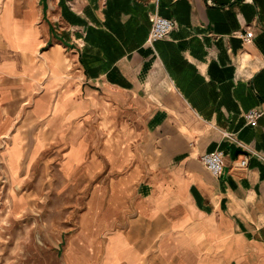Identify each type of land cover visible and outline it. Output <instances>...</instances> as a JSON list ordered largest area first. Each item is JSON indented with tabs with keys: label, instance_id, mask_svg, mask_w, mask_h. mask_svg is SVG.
<instances>
[{
	"label": "crops",
	"instance_id": "0c3cea01",
	"mask_svg": "<svg viewBox=\"0 0 264 264\" xmlns=\"http://www.w3.org/2000/svg\"><path fill=\"white\" fill-rule=\"evenodd\" d=\"M9 5L0 136L50 147L88 188L67 264H264V114L245 117L264 108V0ZM156 13L176 26L152 43Z\"/></svg>",
	"mask_w": 264,
	"mask_h": 264
},
{
	"label": "rangeland",
	"instance_id": "374dc122",
	"mask_svg": "<svg viewBox=\"0 0 264 264\" xmlns=\"http://www.w3.org/2000/svg\"><path fill=\"white\" fill-rule=\"evenodd\" d=\"M9 6H0L1 20ZM37 143L25 139L22 151V139L0 136V264H67L77 236L88 188L67 187L61 158L50 147L37 154Z\"/></svg>",
	"mask_w": 264,
	"mask_h": 264
},
{
	"label": "built area",
	"instance_id": "2783aa9c",
	"mask_svg": "<svg viewBox=\"0 0 264 264\" xmlns=\"http://www.w3.org/2000/svg\"><path fill=\"white\" fill-rule=\"evenodd\" d=\"M176 26V20L172 17L165 16L156 13L152 17V27L149 33V41L154 43L159 39L165 38ZM254 32L248 30L242 33V37L245 41L252 39ZM264 114L263 107H252L245 112V117L251 124H257L260 117ZM202 160L209 168V170L215 175L220 176L225 166L224 151L221 149H215L213 151L206 152L202 155ZM249 156H244L238 162L239 167H245L249 164Z\"/></svg>",
	"mask_w": 264,
	"mask_h": 264
}]
</instances>
